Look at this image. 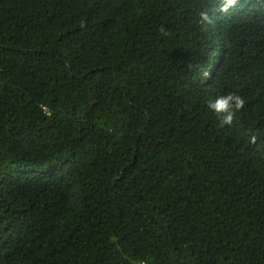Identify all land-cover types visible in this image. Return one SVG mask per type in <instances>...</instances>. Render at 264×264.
Here are the masks:
<instances>
[{"label":"trees","instance_id":"obj_1","mask_svg":"<svg viewBox=\"0 0 264 264\" xmlns=\"http://www.w3.org/2000/svg\"><path fill=\"white\" fill-rule=\"evenodd\" d=\"M222 5L0 0V264H264V0Z\"/></svg>","mask_w":264,"mask_h":264},{"label":"clouds","instance_id":"obj_2","mask_svg":"<svg viewBox=\"0 0 264 264\" xmlns=\"http://www.w3.org/2000/svg\"><path fill=\"white\" fill-rule=\"evenodd\" d=\"M237 0H223V5L220 8L221 12H227L230 7L236 4ZM207 19V15L204 16ZM233 101L235 102L233 104ZM209 108L215 113H227L223 120V124H231L233 121L234 112L233 109L239 110L244 106V100L235 94H228L227 96H221L214 102H209Z\"/></svg>","mask_w":264,"mask_h":264},{"label":"built area","instance_id":"obj_3","mask_svg":"<svg viewBox=\"0 0 264 264\" xmlns=\"http://www.w3.org/2000/svg\"><path fill=\"white\" fill-rule=\"evenodd\" d=\"M141 264H150V263H148V262H146V261H143Z\"/></svg>","mask_w":264,"mask_h":264}]
</instances>
